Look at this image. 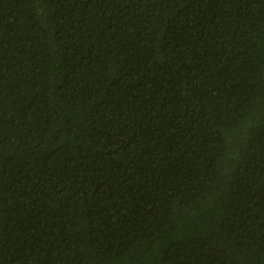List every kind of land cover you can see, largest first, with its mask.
Masks as SVG:
<instances>
[{"label": "trees", "instance_id": "trees-1", "mask_svg": "<svg viewBox=\"0 0 264 264\" xmlns=\"http://www.w3.org/2000/svg\"><path fill=\"white\" fill-rule=\"evenodd\" d=\"M0 264H264V0H0Z\"/></svg>", "mask_w": 264, "mask_h": 264}]
</instances>
